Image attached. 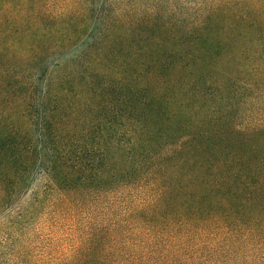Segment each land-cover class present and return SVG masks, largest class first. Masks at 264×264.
I'll use <instances>...</instances> for the list:
<instances>
[{
  "label": "trees",
  "instance_id": "16d2710c",
  "mask_svg": "<svg viewBox=\"0 0 264 264\" xmlns=\"http://www.w3.org/2000/svg\"><path fill=\"white\" fill-rule=\"evenodd\" d=\"M238 2L175 31L0 0V264H264V0Z\"/></svg>",
  "mask_w": 264,
  "mask_h": 264
},
{
  "label": "rangeland",
  "instance_id": "374dc122",
  "mask_svg": "<svg viewBox=\"0 0 264 264\" xmlns=\"http://www.w3.org/2000/svg\"><path fill=\"white\" fill-rule=\"evenodd\" d=\"M115 3L116 12L125 19L147 20L153 23H163L167 28L182 31L192 23L200 24L203 18L212 13L214 22L223 24L222 17L231 9H237L241 2L234 6V0H108ZM259 100V103H258ZM246 101L242 106L248 112L242 122L247 126L264 124V110H260L263 100ZM250 109V111H249Z\"/></svg>",
  "mask_w": 264,
  "mask_h": 264
}]
</instances>
